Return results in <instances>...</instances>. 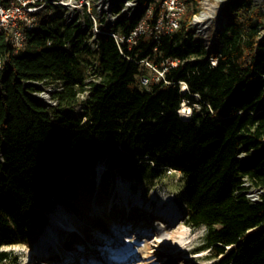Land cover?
I'll use <instances>...</instances> for the list:
<instances>
[{"label":"trees","instance_id":"obj_1","mask_svg":"<svg viewBox=\"0 0 264 264\" xmlns=\"http://www.w3.org/2000/svg\"><path fill=\"white\" fill-rule=\"evenodd\" d=\"M185 2L177 30L123 46L131 60L110 36L96 52L80 39L66 50L71 30L57 18L40 20L18 53L0 35V248L41 230L54 202L92 184L105 158L128 179L179 172L185 224L207 228L204 248L215 264H264V1L227 0L209 51L193 42L188 25L200 0ZM139 3L155 16L160 10V0ZM141 18L122 19L117 30L128 33ZM145 58L179 61L165 74L169 85H138L134 60ZM93 61L101 82L92 84L83 113L71 116ZM35 83L61 84L55 109L31 95ZM182 102L189 119L178 114ZM252 188L263 190L256 202L241 193ZM0 264L15 261L0 251Z\"/></svg>","mask_w":264,"mask_h":264},{"label":"rangeland","instance_id":"obj_2","mask_svg":"<svg viewBox=\"0 0 264 264\" xmlns=\"http://www.w3.org/2000/svg\"><path fill=\"white\" fill-rule=\"evenodd\" d=\"M226 1L200 0L198 4L196 19L202 14L207 17L204 22L211 37L220 27L222 2ZM262 1L254 0V4ZM180 2L186 8L182 20L187 3ZM192 20L193 16L190 23ZM180 91L186 92L182 85ZM191 111L188 103L182 102L178 114L189 119ZM183 191L184 177L177 171L165 170L155 178L128 179L103 158L94 168L92 184L75 188L66 195L64 204L54 202L45 213L46 224L41 230L33 229L27 241L3 246L0 251L6 252L15 264H215L218 259L210 258L211 252L204 248L207 228L185 224L184 211L178 203ZM260 191L252 188L241 193L257 199ZM57 222L73 230L54 235L51 232ZM45 238L56 244L51 254L41 257L36 253L45 245Z\"/></svg>","mask_w":264,"mask_h":264},{"label":"built area","instance_id":"obj_3","mask_svg":"<svg viewBox=\"0 0 264 264\" xmlns=\"http://www.w3.org/2000/svg\"><path fill=\"white\" fill-rule=\"evenodd\" d=\"M185 11V5L180 0H160V10L156 16L152 5L144 7L139 0H0V35H4L6 42L15 53H18L25 46L26 35L40 30V20L57 18L61 20L65 28L71 30L69 39L64 44L66 50L70 51L71 46L78 43L80 39L81 48L96 52L100 39L110 36L119 52L131 60L124 54V45L131 50L144 36H151L158 42L162 33H169L179 28L181 16ZM134 14L142 15L140 22L128 33L119 32L118 23L122 19H131ZM196 14L193 15L192 22L188 23L193 34V42L202 44L205 50L209 51L217 41L222 21L215 36L211 37L204 14L197 19ZM209 61L215 65L216 60ZM134 62L140 67L141 73L137 77V83L143 88L151 85H169L165 74L168 69L176 67L179 63L177 59L167 58H161L158 64L147 58L134 60ZM2 67L3 63L0 61V70ZM86 74L84 90L79 94L78 104L69 113L71 116L77 117L83 113L92 84L101 82L97 61H93L88 66ZM42 85L44 84L35 83L37 91L31 95L46 109L52 111L57 106V101L52 98V95L61 90V84L48 85L47 89ZM260 192L262 193L263 190L261 189ZM259 195L257 199L249 198V200L256 202Z\"/></svg>","mask_w":264,"mask_h":264},{"label":"bare ground","instance_id":"obj_4","mask_svg":"<svg viewBox=\"0 0 264 264\" xmlns=\"http://www.w3.org/2000/svg\"><path fill=\"white\" fill-rule=\"evenodd\" d=\"M204 16V15H203ZM202 16V17H203ZM207 18V17H206ZM182 90L184 91V90H186V86L185 85H182ZM181 112H183V110L181 111ZM185 112H186V110H185ZM182 118L183 119H186V115H183L182 116ZM255 195V194H254ZM110 200H112V199H110ZM71 231V230H73V228L72 227H64L62 224H61V222H57L56 224H54V229H53V232H51V233H53L54 235L55 234H57V233H59V232H61V231ZM44 243H45V245H42L41 247H40V249L38 250L39 251V253H38V251H37V253H36V255H40L41 257H44V255L47 253H52V252H50L51 251V247H53L56 243H54V241L53 240H51L50 238H45L44 239ZM40 246V245H39ZM173 252H168V254H172ZM187 259L189 258V257H186Z\"/></svg>","mask_w":264,"mask_h":264},{"label":"water","instance_id":"obj_5","mask_svg":"<svg viewBox=\"0 0 264 264\" xmlns=\"http://www.w3.org/2000/svg\"><path fill=\"white\" fill-rule=\"evenodd\" d=\"M223 5V4H222Z\"/></svg>","mask_w":264,"mask_h":264}]
</instances>
